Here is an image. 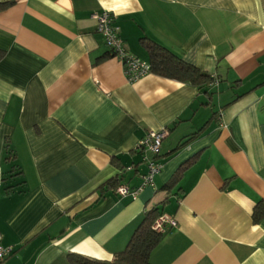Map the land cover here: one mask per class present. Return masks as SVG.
I'll list each match as a JSON object with an SVG mask.
<instances>
[{
  "label": "crops",
  "instance_id": "crops-1",
  "mask_svg": "<svg viewBox=\"0 0 264 264\" xmlns=\"http://www.w3.org/2000/svg\"><path fill=\"white\" fill-rule=\"evenodd\" d=\"M6 2L0 235L12 253L2 264L109 261L154 207L176 227L150 264H264V217H252L264 202V0ZM102 11L131 55L148 63L147 39L212 83L201 90L151 73L127 82L95 31ZM160 130L162 168L142 187L135 148ZM115 178L142 188L121 196L106 187Z\"/></svg>",
  "mask_w": 264,
  "mask_h": 264
},
{
  "label": "trees",
  "instance_id": "trees-1",
  "mask_svg": "<svg viewBox=\"0 0 264 264\" xmlns=\"http://www.w3.org/2000/svg\"><path fill=\"white\" fill-rule=\"evenodd\" d=\"M12 2L0 3V13L12 6ZM141 47L147 52L150 72L158 77L177 81L180 83L190 84L203 90L212 83L213 79L206 73L201 72L196 67L184 62L178 56L172 54L169 50L147 40H140ZM4 52L0 51V60L3 58ZM108 56L111 57L110 53ZM201 133V131H199ZM198 135H192L187 138L176 150L181 149L186 143ZM195 158L185 162L175 173L171 179L169 187L176 185L183 172L190 167ZM121 179L115 178L106 184L108 189L117 190ZM162 217L158 208L154 207L148 210L141 220L140 224L130 237L125 249L114 255L109 261L94 260L80 257L77 255H69L70 264H150L151 253L163 240L166 228L162 232H156L153 226L157 219ZM253 221L256 222L264 217V202H259L253 209Z\"/></svg>",
  "mask_w": 264,
  "mask_h": 264
},
{
  "label": "built area",
  "instance_id": "built-area-1",
  "mask_svg": "<svg viewBox=\"0 0 264 264\" xmlns=\"http://www.w3.org/2000/svg\"><path fill=\"white\" fill-rule=\"evenodd\" d=\"M92 18L96 23V33L102 38L111 57L116 58L121 64L127 82H136L151 73L149 63L131 55L124 49L123 41L119 36V29L114 26V18L110 12L102 11L93 14ZM166 136V130L151 131L136 145L135 152H138L141 163L146 166V172L141 176L142 187H154V177L160 173L162 168V164L158 161L159 150ZM140 189L131 191L127 187L121 186L116 190V193L121 196H131L134 198L139 193ZM167 226L174 228L176 227V223L174 220L162 216L157 219L153 229L156 232H162ZM11 253V247H4L1 245L0 235V264H2Z\"/></svg>",
  "mask_w": 264,
  "mask_h": 264
}]
</instances>
